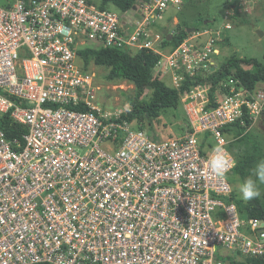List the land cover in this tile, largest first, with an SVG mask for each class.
<instances>
[{
  "label": "built area",
  "instance_id": "1",
  "mask_svg": "<svg viewBox=\"0 0 264 264\" xmlns=\"http://www.w3.org/2000/svg\"><path fill=\"white\" fill-rule=\"evenodd\" d=\"M186 1L141 0L125 22L86 0L0 7V264L264 261V222L240 216L228 178L207 164L221 140L230 153L225 129L263 121L264 89L231 74L212 93L235 8L223 29L158 48L150 26ZM258 1L244 0L241 12ZM88 46L159 55L155 76L189 87L184 133L153 140L122 110L101 107L99 78L78 54ZM7 119L25 130L21 140L8 139Z\"/></svg>",
  "mask_w": 264,
  "mask_h": 264
},
{
  "label": "rangeland",
  "instance_id": "2",
  "mask_svg": "<svg viewBox=\"0 0 264 264\" xmlns=\"http://www.w3.org/2000/svg\"><path fill=\"white\" fill-rule=\"evenodd\" d=\"M95 4H99L101 0H93ZM14 0H0V7H6L12 4ZM244 0H187L185 7L180 11L176 8L170 6L161 12V19L158 23L152 24L150 26L152 31V36L160 35L161 41L157 43L160 47L164 42V36L166 34H172L173 37L179 36L180 33H188L185 38L193 35L194 32L202 31L204 29H209L208 24H202L205 21L214 23L215 26L223 29L226 21L225 15L227 12H231L230 5H236L238 10L237 15L239 16V23L237 20L233 21L234 26L231 31L227 32V38L220 43V57L218 62L216 61V70L229 59H256L262 64H264V37L261 38L257 31L264 33V0H259V4L255 9L249 12H241V8L244 6ZM111 10H115L110 6ZM228 9V11H227ZM246 14L248 15V21L246 20ZM236 15V16H237ZM245 15V16H244ZM177 17L179 19L178 23L171 24L167 21L170 17ZM138 17L133 15V13L120 14L121 20H129L131 18ZM159 19V18H158ZM157 19V20H158ZM205 20V21H204ZM214 21V22H213ZM211 28V27H210ZM215 30V29H211ZM217 30V29H216ZM173 40V39H172ZM166 50H169L166 49ZM91 68L95 71L99 78V83L101 85V92H99V97L103 103L101 107L105 110H122V114L126 115L131 109V102L135 99V89L130 83L124 82H109L106 79L108 75V70L104 68L95 67L91 64ZM246 70H251V67H245ZM155 76V72H154ZM156 77V76H155ZM157 78L167 87L172 88L171 80L169 76H164ZM261 89H264V84L259 83ZM216 91H219L218 88ZM152 91L147 89L142 96V100H149L151 98ZM135 126H140L143 131L151 138L157 140H166L171 137H178L180 133L185 129L186 126V115L183 106L180 104L177 109H167L160 113L159 118H148V120L139 119L134 122ZM133 126L134 129H137ZM184 132V131H183ZM244 135L230 136V143L236 142L235 147L231 148L233 152V157L241 155L240 150L246 148L247 144L250 149L245 155L246 157L256 153V159L248 170L247 176L250 174V169L255 165V163L264 158V121L259 120L254 125H249V127L243 131ZM170 135V136H169ZM249 137V138H248ZM246 139V140H245ZM249 140L251 142H249ZM242 141V142H241ZM245 176V177H247ZM244 179V178H243ZM241 179V181L243 180ZM237 182L235 187L237 188ZM261 195L264 193V185L260 186Z\"/></svg>",
  "mask_w": 264,
  "mask_h": 264
},
{
  "label": "trees",
  "instance_id": "3",
  "mask_svg": "<svg viewBox=\"0 0 264 264\" xmlns=\"http://www.w3.org/2000/svg\"><path fill=\"white\" fill-rule=\"evenodd\" d=\"M88 3L96 5L99 10H111L113 7L119 15L125 13H133L141 0H101L99 4H95L93 0H86ZM242 15H237L236 20L239 23ZM245 16V15H244ZM246 23L248 15L246 14ZM248 17V18H247ZM205 21V20H204ZM248 23V22H247ZM246 23V24H247ZM202 24L203 21H202ZM249 24V23H248ZM209 27V25H207ZM186 33H180L179 36L173 37L171 42H167L164 36V42L159 47L161 50L176 49L187 36ZM227 38V37H226ZM79 56L83 59L86 66L94 65L95 67L108 70L106 76L109 82H128L134 86L135 99L131 102V109L122 118L128 122H135L139 119L148 120V118H159L160 113L167 109H177L180 105V93L184 89H189L188 85L181 90L167 88L157 77L154 76V70L160 56L147 50L138 52L126 51L116 48H102L88 46L78 51ZM251 67V70H246L245 67ZM233 74L240 79L243 85L253 90L259 83L264 84V64L256 59H229L225 61L218 70H215L209 77L208 81L214 86L213 92H216L218 84L228 75ZM151 89L152 94L149 100H142L143 93ZM222 93V91H221ZM249 122L246 127L234 125L224 131L230 136H243V131L249 127ZM139 126V125H138ZM142 129V128H141ZM3 130L8 139L18 138L21 140L25 130L21 125H17L9 119L3 120ZM249 138V137H248ZM246 140V139H245ZM242 142V141H241ZM249 142H251L249 140ZM236 142H231L228 149L233 154L231 148L235 147ZM233 146V147H232ZM246 148L240 150L241 155L235 158L236 164L232 172L228 175V181L233 187L232 200L236 203L240 216L246 219H260L264 222V193L256 199L243 201L240 198L238 189L235 184L247 176L248 170L256 159V153L249 156L246 154L250 147L245 144ZM227 264H264V261L257 259H249L245 262H237L233 258L228 257Z\"/></svg>",
  "mask_w": 264,
  "mask_h": 264
},
{
  "label": "clouds",
  "instance_id": "4",
  "mask_svg": "<svg viewBox=\"0 0 264 264\" xmlns=\"http://www.w3.org/2000/svg\"><path fill=\"white\" fill-rule=\"evenodd\" d=\"M226 141L221 140L220 146L214 147L208 154V169L217 179L226 181L231 168L236 161L227 150L222 147ZM264 185V158L259 159L250 169V174L237 186L240 198L247 202L261 196L260 186Z\"/></svg>",
  "mask_w": 264,
  "mask_h": 264
},
{
  "label": "crops",
  "instance_id": "5",
  "mask_svg": "<svg viewBox=\"0 0 264 264\" xmlns=\"http://www.w3.org/2000/svg\"><path fill=\"white\" fill-rule=\"evenodd\" d=\"M186 4V3H185ZM259 4V2L258 3H256L255 5H253L252 6V8H251V10H253V9H255V7L257 6ZM138 6H139V4L135 7V9H134V12H133V15H137V11H138ZM231 7H230V10H232L233 8H235V11H236V5H234V4H232V5H230ZM184 8H186L185 7V5L183 6V7H181L180 8V11L181 10H183ZM227 11H228V9H227ZM237 11H236V15H237ZM162 17V16H161ZM161 17L155 22V23H158L159 22V20L161 19ZM126 20H123V22H125ZM167 21H169L171 24H176V23H178V21H179V19L175 16V17H170V18H168L167 19ZM214 22V21H213ZM216 22V21H215ZM215 22L214 23H212V22H209V21H205L204 22V24L206 25V24H208L209 25V29H217V28H219V27H217V26H215L214 24H215ZM154 23V24H155ZM211 27V28H210ZM150 30V34H151V36H152V31H151V28L149 29ZM156 37H159L160 38V35H156L155 37H153L152 36V38H156ZM228 37V36H227ZM160 41H161V38H160ZM159 48V47H158ZM160 49V48H159ZM161 50V49H160ZM164 51V50H163ZM219 57H220V50H219V55L218 56H216L215 57V63H216V61L218 62V60H219ZM90 67H91V65H90ZM214 71L216 70V66L214 67V69H213ZM154 72H155V70H154ZM258 85H260V84H258ZM262 86V85H261ZM214 89V88H213ZM213 89H212V91H213ZM217 92V91H216ZM215 92V93H216ZM264 121V120H263ZM134 125H136L135 123H134V121L132 122ZM135 127H138V128H140L141 129V127L140 126H135ZM186 127V126H185ZM143 130V129H142ZM185 130V129H184ZM183 130V131H184ZM182 131V133H180V135H182L184 132ZM179 135V136H180ZM170 136V135H169ZM151 138V137H150ZM172 138V137H171ZM153 140H157V139H154V138H152Z\"/></svg>",
  "mask_w": 264,
  "mask_h": 264
},
{
  "label": "water",
  "instance_id": "6",
  "mask_svg": "<svg viewBox=\"0 0 264 264\" xmlns=\"http://www.w3.org/2000/svg\"><path fill=\"white\" fill-rule=\"evenodd\" d=\"M133 9H135V7H134ZM257 33H258V35H259L261 38L264 37V33H263V32H261V31H257ZM172 39H173V35H172V34H169V35L167 36V38H166L167 42H171ZM262 118H263V120H264V114H263V117H262Z\"/></svg>",
  "mask_w": 264,
  "mask_h": 264
}]
</instances>
